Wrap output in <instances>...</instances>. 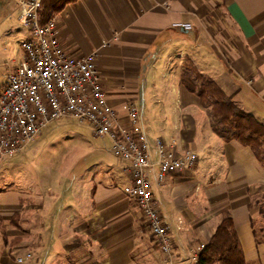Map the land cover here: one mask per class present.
Segmentation results:
<instances>
[{"label": "crops", "instance_id": "1", "mask_svg": "<svg viewBox=\"0 0 264 264\" xmlns=\"http://www.w3.org/2000/svg\"><path fill=\"white\" fill-rule=\"evenodd\" d=\"M54 15L69 54L97 53L119 119L130 123L127 102L141 107L153 159L158 137L175 139L178 152L199 156L192 170L168 174L163 183L152 172L154 198L171 228L179 264H197V247L226 217L247 264H264V163L252 147L218 135L197 94L182 84L192 62L264 123V0H76ZM108 151V160L102 156L86 166L73 159L69 171L33 180L18 172L15 157L4 164L10 187L0 183V264H18L14 253L33 254L23 264H164L142 212L125 193L128 162ZM17 228L20 243L11 246L10 237L20 236Z\"/></svg>", "mask_w": 264, "mask_h": 264}, {"label": "built area", "instance_id": "2", "mask_svg": "<svg viewBox=\"0 0 264 264\" xmlns=\"http://www.w3.org/2000/svg\"><path fill=\"white\" fill-rule=\"evenodd\" d=\"M46 1L17 2L28 35L18 43L19 59L0 92V169L49 126L65 118L89 126L96 136H108L114 154L128 162L131 182L125 193L142 212L143 222L166 256L164 264H179L171 228L154 198L152 172L163 183L168 174L192 170L199 156L191 150L178 152L175 139L169 143L158 137L154 140L156 159L152 158L141 107L127 102L123 108L130 123L119 119L108 102L97 53L74 56L66 51L56 16L44 15ZM110 44L105 41L103 46ZM203 248L200 244L197 251ZM32 256L27 253L16 261L23 264Z\"/></svg>", "mask_w": 264, "mask_h": 264}, {"label": "rangeland", "instance_id": "3", "mask_svg": "<svg viewBox=\"0 0 264 264\" xmlns=\"http://www.w3.org/2000/svg\"><path fill=\"white\" fill-rule=\"evenodd\" d=\"M17 2L18 0H0V82L2 78L6 75L8 76L10 62L16 58L17 61L19 59L20 52L18 51L17 44L28 35L20 21L21 8ZM61 2L56 4L57 8L62 5ZM222 23L227 28L224 20H222ZM15 64L10 73L13 71ZM41 135H43L42 138L37 140V137L24 150L26 151L30 146H34L29 156H25L24 152L15 155V160L20 161L18 172L25 176L24 179L33 180L36 175L48 177L50 174L52 176V174L59 173L60 171L64 173V171H69L66 167H69L70 161L74 160L80 161V163L86 164V166L100 161L102 156H105L108 160L110 155L108 150L112 148V141L108 136H96L89 126L80 125L69 118L55 122ZM7 163L8 161L5 164ZM5 166L0 171V183L4 187H10V167L8 165ZM12 168L14 169V167ZM3 176L9 179L7 180ZM17 221H19L18 218ZM143 225L147 229L146 224L143 223ZM4 226V222H2L1 227ZM21 230V228L16 229V235L20 236L13 237L10 234L11 246L20 243ZM4 231L5 236H7L6 229L2 228L3 233ZM12 252H16V250ZM14 254L16 261V258H18L16 257L17 253Z\"/></svg>", "mask_w": 264, "mask_h": 264}, {"label": "trees", "instance_id": "4", "mask_svg": "<svg viewBox=\"0 0 264 264\" xmlns=\"http://www.w3.org/2000/svg\"><path fill=\"white\" fill-rule=\"evenodd\" d=\"M73 1L76 0H47L45 17L54 16L59 10L56 5L58 2L64 4ZM182 84L197 94L202 107L207 109L212 127L218 135L227 141L237 140L245 146L252 147L259 161L264 163V123L254 114L241 108L214 78L200 73L192 62L185 66ZM197 264H247L239 236L230 217L223 219L209 242L204 244Z\"/></svg>", "mask_w": 264, "mask_h": 264}]
</instances>
